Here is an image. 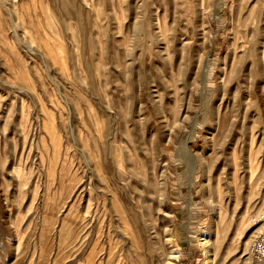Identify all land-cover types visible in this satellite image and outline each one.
<instances>
[{
	"label": "rangeland",
	"instance_id": "1",
	"mask_svg": "<svg viewBox=\"0 0 264 264\" xmlns=\"http://www.w3.org/2000/svg\"><path fill=\"white\" fill-rule=\"evenodd\" d=\"M263 224L264 0H0V264H257Z\"/></svg>",
	"mask_w": 264,
	"mask_h": 264
},
{
	"label": "built area",
	"instance_id": "2",
	"mask_svg": "<svg viewBox=\"0 0 264 264\" xmlns=\"http://www.w3.org/2000/svg\"><path fill=\"white\" fill-rule=\"evenodd\" d=\"M249 256L257 263L264 264V224L252 237L247 246Z\"/></svg>",
	"mask_w": 264,
	"mask_h": 264
},
{
	"label": "bare ground",
	"instance_id": "3",
	"mask_svg": "<svg viewBox=\"0 0 264 264\" xmlns=\"http://www.w3.org/2000/svg\"><path fill=\"white\" fill-rule=\"evenodd\" d=\"M255 234H256V232H255ZM255 234H254V235H255ZM254 235H253V236H254ZM253 236H252V237H253ZM252 237H251V238H252ZM250 240H251V239H250ZM171 254H172V253H171ZM173 257H174V256H173Z\"/></svg>",
	"mask_w": 264,
	"mask_h": 264
}]
</instances>
